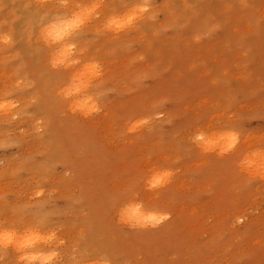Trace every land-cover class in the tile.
<instances>
[{"label": "rangeland", "instance_id": "1", "mask_svg": "<svg viewBox=\"0 0 264 264\" xmlns=\"http://www.w3.org/2000/svg\"><path fill=\"white\" fill-rule=\"evenodd\" d=\"M203 1L150 0L139 37L85 34L103 42L91 46L103 75L94 81L101 108L90 116L109 109L110 129L68 110L57 95L68 75L39 58L38 49L0 58V96L13 91L19 112L10 122L0 117V219L9 208V220L47 216L49 226L62 225L66 264L85 251L83 258L103 253L113 264H264V177L236 164L264 142V0ZM14 49L0 46V54ZM145 116L149 124L126 132L130 119ZM40 117L44 130L36 133ZM228 128L239 142L225 155L192 142L198 130ZM153 165L174 175L149 191L143 178ZM129 201L168 218L142 229L118 223L117 210ZM12 205L32 212L14 216Z\"/></svg>", "mask_w": 264, "mask_h": 264}, {"label": "clouds", "instance_id": "2", "mask_svg": "<svg viewBox=\"0 0 264 264\" xmlns=\"http://www.w3.org/2000/svg\"><path fill=\"white\" fill-rule=\"evenodd\" d=\"M60 7L66 10V14L58 15L50 22L40 28L39 39L44 45L50 48L49 64L51 68L65 69L76 65L78 60L73 59L77 51V45L70 36L78 32L93 18H99L101 10L105 5L101 0H89V2L69 3L68 0H61ZM152 12L150 0H135L130 4L122 6V10L107 15L98 32L120 33L124 30L133 29L138 22L146 17L151 18ZM8 21H0L6 24ZM194 39L199 40L196 36ZM14 39L11 31H0V46H11ZM84 48L79 52L83 53ZM103 69L99 61H84L80 67L72 72L68 81L57 90V95L67 101V108L73 114L79 112L84 116L98 111L99 96L86 94L90 81L102 77ZM22 81H16L15 87H24ZM32 102H35L33 98ZM18 102L0 96V117L10 122L19 118L17 112ZM150 117L130 119L126 128L127 133H134L141 126L150 123ZM34 130L41 133L44 130V119L35 118ZM192 142L203 152H217L225 155L232 151L239 142V133L232 128L219 131L198 130L192 137ZM151 160V156L148 157ZM241 171H247L264 177V142L259 146L246 152L237 162ZM174 171L168 167L153 165L147 169L143 178L144 186L152 191L163 188L171 182ZM43 189L35 193L39 197ZM138 195V193H133ZM15 216L16 213L12 212ZM118 223L126 224L131 228L156 227L165 219L168 214L163 211L145 210L141 202L129 201L121 205L117 210ZM63 226L48 224L47 216H37L32 221H24L23 218L9 220L7 216L0 219V249H11L15 252V264H66L62 259L61 248L66 241L61 236ZM2 255V253H0ZM82 258H73L72 264H113L107 254H100L95 258H83L87 252L81 254ZM130 264V262H129Z\"/></svg>", "mask_w": 264, "mask_h": 264}, {"label": "bare ground", "instance_id": "3", "mask_svg": "<svg viewBox=\"0 0 264 264\" xmlns=\"http://www.w3.org/2000/svg\"><path fill=\"white\" fill-rule=\"evenodd\" d=\"M106 1V0H105ZM122 2V0H120ZM125 1V0H123ZM129 2H126L125 3H121L119 2L120 4H118V0H107L106 2L103 1V4L105 5V7L101 10V14H100V17L97 19V18H93L88 24H86L83 28H81L75 36H73L71 39L72 41L77 45V51L74 53L73 55V59H76L78 60V63L76 65H73L67 69L63 68V67H60L62 70L66 71L67 75H68V78H70V75L72 74L73 71H75L78 67H80L82 65V63L84 61H88V60H96L95 56L98 55L97 53H94V50L91 46L93 44L94 48L97 47L98 45H102L103 42L101 41H92V38L90 37H86L85 34H100L101 36V40H108L109 38L113 37L114 35H117L118 38H124L125 36H127V34L129 33H132V32H135L136 35L139 37L140 36V32L144 31L142 29L145 28L146 26V23H142V21L138 22V24L136 25L135 28L133 29H129V30H124L118 34L116 33H111V32H98L97 31V28L100 27V25L103 23V20L104 18L109 15L110 13L112 12H118V11H121L122 10V6L125 5V4H130V3H133L135 2V0H128ZM167 1V0H166ZM169 1V0H168ZM205 1V0H204ZM203 1V2H204ZM216 1V0H214ZM234 1V0H233ZM247 1V0H246ZM69 3H77V2H89V0H68ZM226 2V1H225ZM163 3V2H162ZM169 3V2H168ZM207 3V2H206ZM60 4H61V0H0V21H8V23L4 24V28L6 31H11L12 32V35H13V39H14V46H15V49L11 51L10 54H0V58H6L8 57L9 59H11L10 57L12 58H16V57H20L22 56V53L24 52V57H27V54H26V51L29 50L30 52L33 50L34 52L36 50L34 49H38L42 56H38L39 58H42L43 60L45 61H48L49 63V52H50V48L46 45H44V43L38 39L39 37V33H40V28L43 24L45 23H48L50 22L52 19H54L56 16L58 15H64L66 14V10L61 8L60 7ZM171 4V3H169ZM168 4V5H169ZM243 4V2H242ZM53 5H55V7H53ZM166 4H164L165 6ZM246 5V4H245ZM250 5V4H249ZM248 5V6H249ZM170 6V5H169ZM180 6V5H179ZM229 6V5H228ZM243 6V5H242ZM241 6V7H242ZM168 6H166L167 8ZM190 7V6H189ZM207 7V6H206ZM233 7V6H232ZM231 7V8H232ZM240 7V8H241ZM177 8V7H176ZM188 8V6H187ZM191 8V7H190ZM205 8V7H204ZM218 8V7H217ZM234 8V7H233ZM174 9V8H173ZM178 9V8H177ZM176 9V10H177ZM180 9V8H179ZM178 9V10H179ZM209 9H210V5H209ZM226 10V8H224ZM224 9H222L223 11H225ZM229 9V8H227ZM154 10V9H153ZM168 10V9H167ZM170 10V9H169ZM196 10V9H195ZM158 11V10H157ZM162 11V10H160ZM198 11V10H197ZM208 11V10H207ZM216 11V10H215ZM169 12V11H168ZM186 12V10L184 11ZM196 12V11H195ZM194 12V13H195ZM213 12V11H212ZM233 12V11H232ZM163 13V12H162ZM177 13V12H176ZM196 13H199L196 12ZM175 14V13H173ZM193 14V13H190V15ZM206 14V13H205ZM209 11H208V13ZM185 15V14H184ZM151 16H153L151 14ZM162 16V15H161ZM178 16V15H177ZM186 16V15H185ZM184 16V17H185ZM226 16V15H225ZM224 16V17H225ZM176 17V16H175ZM174 17V18H175ZM181 17V16H180ZM196 17V16H195ZM205 17V16H203ZM207 17V16H206ZM8 18H11V19H8ZM153 18V17H152ZM176 18H179V17H176ZM154 19V18H153ZM152 19V20H153ZM173 19V17H172ZM187 19V18H186ZM205 19V18H204ZM226 19V17H225ZM228 19V18H227ZM226 19V21H227ZM150 20V19H149ZM231 20V19H230ZM170 21V20H169ZM173 21V20H172ZM189 21V20H188ZM223 21V20H222ZM225 21V20H224ZM157 23V22H156ZM169 23V22H168ZM171 23V21H170ZM215 23V22H214ZM227 23V22H226ZM189 24V23H188ZM216 24V23H215ZM153 25V24H152ZM186 25V24H185ZM221 25V24H220ZM219 25V26H220ZM163 26V25H162ZM199 26V25H198ZM197 26V27H198ZM1 27V26H0ZM3 27V26H2ZM151 27V26H150ZM248 27V26H246ZM165 28V27H164ZM201 28V26H200ZM203 28V27H202ZM233 28V27H232ZM3 29V28H2ZM196 29V28H195ZM199 29V28H198ZM206 29V28H205ZM211 29V27H210ZM0 31H4V30H1L0 28ZM157 32V31H156ZM209 32V31H207ZM244 33V32H243ZM256 34V33H255ZM160 35V34H158ZM241 35V34H240ZM257 35V34H256ZM99 36V35H98ZM95 37V36H94ZM93 39H96L98 38L96 36V38ZM116 37V38H117ZM240 37V36H239ZM156 38V37H155ZM111 41V40H109ZM101 42V43H100ZM162 42V41H161ZM111 43H113L111 41ZM118 43V42H117ZM120 43V42H119ZM118 43V45H119ZM125 43V42H124ZM114 44V43H113ZM122 43H120L121 45ZM149 44V43H148ZM147 44V45H148ZM100 45V46H101ZM111 45V44H109ZM116 45V44H115ZM117 45V46H118ZM240 45V44H239ZM122 46V45H121ZM93 49H91V48ZM99 47V46H98ZM103 47V46H102ZM101 47V48H102ZM111 48H114L113 46H110ZM238 47V46H237ZM80 48H84L85 51L83 53H80L79 52V49ZM119 48V47H118ZM6 49V48H5ZM3 49V50H5ZM97 49V48H96ZM105 49L107 50V48L105 47ZM115 49V48H114ZM125 49V48H124ZM161 49V48H160ZM2 50V51H3ZM98 50V49H97ZM145 50V49H144ZM147 50V49H146ZM9 51V50H7ZM23 51V52H22ZM96 51V50H95ZM113 51V50H112ZM110 52V51H109ZM141 52V51H140ZM9 53V52H8ZM103 53V52H102ZM113 53V52H112ZM110 53V54H112ZM158 53V52H157ZM105 54H107V52H105ZM140 55V54H139ZM37 56V55H36ZM143 56V55H142ZM141 56V57H142ZM102 57V55H101ZM100 58V57H99ZM21 59V58H20ZM19 59V60H20ZM98 59V57H97ZM142 59V58H141ZM3 60V59H2ZM36 60V58H35ZM5 61V60H3ZM9 62L11 60H8L6 58V62ZM23 61V60H22ZM22 61H17L19 63H21L22 66H24L22 64ZM25 61V60H24ZM23 61V63H25ZM15 62V61H14ZM15 62V64L17 63ZM100 62V61H99ZM18 63V64H19ZM160 63V62H159ZM1 64V63H0ZM5 64V63H4ZM17 64V65H18ZM8 65V64H7ZM2 66H3V63H2ZM6 66V65H5ZM4 66V67H5ZM16 66V65H15ZM12 67L13 68H15ZM21 66V67H22ZM21 67H17V69H21ZM50 67V66H49ZM16 69V68H15ZM156 70V69H155ZM26 72V71H25ZM116 72H118V70H114V72L112 73L113 75H115L116 77ZM39 73H41L39 71ZM1 74V73H0ZM7 74V73H5ZM13 74V73H12ZM8 75V74H7ZM20 75V74H19ZM39 75V74H38ZM66 75V76H67ZM5 76V75H4ZM22 76V75H21ZM36 77V76H35ZM1 78V77H0ZM46 78V77H45ZM58 78V77H57ZM31 79V78H30ZM3 80V79H2ZM25 81V80H24ZM45 81V80H44ZM42 81V82H44ZM49 81V80H48ZM51 82V80H50ZM104 82V81H103ZM15 84V83H14ZM65 84V83H64ZM102 84V83H101ZM31 85V84H30ZM144 85V84H143ZM44 86V85H43ZM45 88V87H44ZM42 87V89H44ZM96 88V85L94 84V82L89 86L88 89L85 90L86 94H89V95H93V96H96L98 94V90H95ZM21 88L17 89V90H20ZM23 89V88H22ZM33 89V88H32ZM36 90V89H34ZM11 91V90H10ZM48 91V90H47ZM20 92V91H19ZM44 92H45V89H44ZM1 94H4L3 91ZM180 94V93H179ZM32 101V100H31ZM36 101V100H35ZM203 103V102H202ZM35 105V104H34ZM51 106V105H49ZM101 108L100 104L98 103V109ZM193 111V110H192ZM26 112V111H25ZM23 112V113H25ZM21 113V112H20ZM22 113V114H23ZM29 113H32V111H30ZM78 115L80 117H89L91 114H89L88 116H84L82 115L81 113L77 112ZM95 113V112H94ZM26 114V113H25ZM24 116V114H23ZM26 116V115H25ZM21 117V116H20ZM22 118V117H21ZM112 118V114L110 113V110L109 109H105V112L102 113V114H97L95 116H90L88 118V121L90 122H93V123H97V124H100L102 126H104L106 129H110L109 125H108V122L109 120ZM4 126V125H3ZM7 126V125H6ZM46 126V124H45ZM49 131V129H48ZM47 133V132H46ZM53 133V132H52ZM82 133V132H81ZM84 133V132H83ZM134 138V137H133ZM85 139V138H84ZM47 141V140H46ZM52 142V141H51ZM59 143H57L58 145ZM41 145V143H40ZM60 146V145H59ZM71 147V146H70ZM82 148V147H81ZM232 157H237L238 155V150H234L232 152ZM51 155V154H50ZM35 157V156H34ZM25 158V157H24ZM5 171V170H4ZM19 171V170H18ZM10 174H12V171H9ZM26 172V171H24ZM1 173V171H0ZM16 173V172H14ZM45 173V172H44ZM8 174V173H6ZM3 174L0 175V178L3 177L2 176ZM13 175V174H12ZM10 176V175H9ZM16 176V175H14ZM2 185V184H1ZM156 193V191H153ZM2 196V195H1ZM0 196V197H1ZM5 200V199H4ZM96 202V201H95ZM143 205V204H142ZM18 206V205H16ZM21 206V205H20ZM23 206V205H22ZM150 205L148 204H145L143 205V208L145 210H152L150 209L149 207ZM28 207V205H27ZM41 208V207H40ZM9 209V208H8ZM31 209V208H30ZM44 209V207L42 208ZM49 209V208H48ZM11 210V209H10ZM29 210V209H28ZM27 210V211H28ZM37 210V209H36ZM35 210V211H36ZM29 212H32L29 210ZM27 212V213H29ZM47 213V212H46ZM12 214V213H11ZM26 214V213H25ZM48 214V213H47ZM20 216V215H19ZM35 216V215H34ZM21 217V216H20ZM19 217V218H20ZM18 219V218H17ZM27 222H30L29 220H25ZM96 232V231H95ZM80 233V232H78ZM91 233V232H90ZM89 237V236H88ZM91 237V236H90ZM77 242V241H76ZM90 244V243H89ZM102 245V244H101ZM83 247V246H82ZM74 249V248H73ZM76 253L79 252L75 250ZM80 253V252H79ZM78 253V254H79ZM76 254V255H78ZM88 254V253H87ZM90 254V253H89ZM75 255V256H76ZM80 259V257H79Z\"/></svg>", "mask_w": 264, "mask_h": 264}, {"label": "snow or ice", "instance_id": "4", "mask_svg": "<svg viewBox=\"0 0 264 264\" xmlns=\"http://www.w3.org/2000/svg\"><path fill=\"white\" fill-rule=\"evenodd\" d=\"M53 7H55V5H53ZM76 33L72 34L70 36V38L75 36ZM38 39H39V37H38ZM94 81L95 80H91L90 84H92ZM13 95H14L13 91H8V92L5 93V97L9 98V99H11V97ZM14 106H18V105H14ZM7 211H8V209H6V211H5V216H7ZM11 211L16 213V214H19V215L23 216L27 212V206H15V205H12L11 206ZM0 253H2V255H0V264H15V252L14 251H12L11 249H0Z\"/></svg>", "mask_w": 264, "mask_h": 264}]
</instances>
